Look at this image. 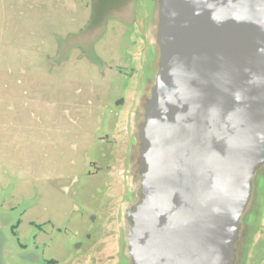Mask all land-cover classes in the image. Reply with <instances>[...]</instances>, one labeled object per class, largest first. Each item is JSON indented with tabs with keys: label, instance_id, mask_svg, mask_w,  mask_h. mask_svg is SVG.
<instances>
[{
	"label": "rangeland",
	"instance_id": "obj_1",
	"mask_svg": "<svg viewBox=\"0 0 264 264\" xmlns=\"http://www.w3.org/2000/svg\"><path fill=\"white\" fill-rule=\"evenodd\" d=\"M156 1L0 0L6 264H21L26 248L37 252L39 264H85L84 250L76 247L89 243V234L103 231L105 237L112 227L119 234L125 184L113 182L110 191L103 185L115 160L118 174L128 170L125 141L154 66Z\"/></svg>",
	"mask_w": 264,
	"mask_h": 264
},
{
	"label": "water",
	"instance_id": "obj_2",
	"mask_svg": "<svg viewBox=\"0 0 264 264\" xmlns=\"http://www.w3.org/2000/svg\"><path fill=\"white\" fill-rule=\"evenodd\" d=\"M124 264H243L264 173V0H157Z\"/></svg>",
	"mask_w": 264,
	"mask_h": 264
},
{
	"label": "flooded vegetation",
	"instance_id": "obj_3",
	"mask_svg": "<svg viewBox=\"0 0 264 264\" xmlns=\"http://www.w3.org/2000/svg\"><path fill=\"white\" fill-rule=\"evenodd\" d=\"M66 8L71 9L67 6ZM60 63L62 64L63 62H60ZM150 69H151V74L146 78L145 84L150 82L155 72L154 66H152V68ZM130 122H131V119H130ZM125 143L127 147L129 146L130 148V151H129V158H130V153L135 143L134 136L132 135L130 137V142L129 140H126ZM115 158H117V153H116ZM129 162L127 164L128 167H129ZM94 165L97 166L96 164ZM116 165L117 164L115 160L114 165L110 164L106 167V169H108L107 175L109 177V182L105 183L103 186H106L105 190L110 191L111 184H113V182H117V183L119 182L118 184H120V186L125 184L126 197L121 205L120 213H119V227H118L119 234H117L115 231V228L117 227L113 228L112 226H111L112 231L111 232L106 231L105 237H104L103 231H101L100 233H97V236L95 233L89 234L88 239L91 242V244L90 242L87 243L86 245L78 244V246L76 247L79 250H84L83 251L84 254L82 252L83 257L81 259L84 260L85 264H93V263L94 264H124L126 262L124 255H123V242H122L123 227H122L121 219H122L123 204L130 197V192L128 189V182H127L128 170H126L124 174H122L121 172H119L118 174L117 172L118 169L116 168ZM94 174H100V173L96 172ZM259 191H260L259 211L257 213H253L248 220V225L251 228L250 242L247 247V253H246V257H245L243 264H263L264 262V251L261 252L260 250H256L257 247H264V223L261 226L262 233L259 235L257 239L255 238L256 242L253 240V235L257 233L259 223H261V219L264 218V173H261L259 176ZM110 200L113 201L114 196L110 198ZM9 221H10V218L6 217L4 222L8 223ZM0 236L2 238L0 242V264H6L3 261V257H2L3 250H4V238H3L4 236L1 234ZM93 251H96V253H94L96 257L94 259H91V252ZM36 253H37L36 251L26 248V252H24V257L22 258L21 264H39V262H36L35 260ZM37 260H40V258L37 257ZM90 260H93V261L91 262ZM55 263H57L55 260H51V261H44V263L42 264H55Z\"/></svg>",
	"mask_w": 264,
	"mask_h": 264
}]
</instances>
